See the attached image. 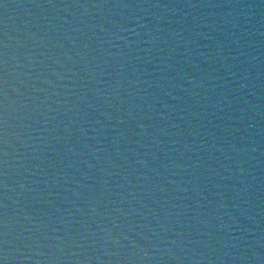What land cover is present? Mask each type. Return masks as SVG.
<instances>
[{"label":"water","instance_id":"95a60500","mask_svg":"<svg viewBox=\"0 0 264 264\" xmlns=\"http://www.w3.org/2000/svg\"><path fill=\"white\" fill-rule=\"evenodd\" d=\"M0 264H264V0H0Z\"/></svg>","mask_w":264,"mask_h":264}]
</instances>
